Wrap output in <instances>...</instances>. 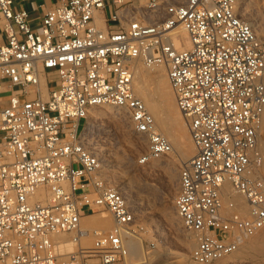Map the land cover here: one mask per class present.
Here are the masks:
<instances>
[{"label":"built area","instance_id":"1","mask_svg":"<svg viewBox=\"0 0 264 264\" xmlns=\"http://www.w3.org/2000/svg\"><path fill=\"white\" fill-rule=\"evenodd\" d=\"M15 1L0 0V264H129L135 210L87 128L108 106L147 141L138 164L173 152L134 93L137 63L164 70L194 145L173 199L191 260L217 262L264 228V38L241 0H110L109 27L107 0H59L38 25ZM101 211L109 231L82 225Z\"/></svg>","mask_w":264,"mask_h":264},{"label":"rangeland","instance_id":"2","mask_svg":"<svg viewBox=\"0 0 264 264\" xmlns=\"http://www.w3.org/2000/svg\"><path fill=\"white\" fill-rule=\"evenodd\" d=\"M241 2L242 5L245 6L247 20L252 27H254L253 30L255 29V33L257 32L256 35L260 38H264V0H258V2L255 0H241ZM16 3H19V0H17ZM39 23L40 21H37L34 25H38ZM97 23L98 25H101L100 22ZM137 82V79H134L133 87L136 96L143 101L149 100L152 105L151 108L153 107L152 110H157L159 107V101L156 96L148 94L147 91L140 92L137 88ZM49 85L51 90H55L58 87L56 84V76L53 73L49 74ZM172 106L175 113L173 118L174 122L172 121V123L171 121L166 120L164 115H162L161 118L164 119L165 123L168 121L166 124L169 128H173V126L176 125L175 123L178 122L179 124H183L187 130L183 118L176 107L173 95ZM103 108L105 107L94 108V110L89 113L87 133L90 145L95 149L101 159L106 158V162L101 164V173L107 177L112 184L127 183L125 191L129 194L131 200H133L132 205L135 210L136 222L138 225V238L140 239V245L145 261L147 263L148 261L149 263L158 262L161 259L159 255L167 251V249L172 252L181 251V249H183V246L181 245L182 241L188 240L191 243V248L188 250L186 256L187 259L185 258L183 264H196L190 258L191 251L194 247V239L184 229L175 210H172V208L170 209L171 206L174 209L173 199L178 190L177 183L180 166L175 163L174 170L177 175L175 174L176 176L173 179L167 175L162 167L155 166L159 160H172L175 156L174 149L171 153V155L174 156L172 157L169 155L171 158L167 156L158 159L157 161L155 160L156 163H154L155 161H151L146 165L138 164V159H140L148 150L147 141L133 132L127 117H125L127 120L125 122V119L121 117L111 118L107 114V116L105 114L103 115ZM159 127L161 126H158V128ZM262 131L259 137V151L264 160V122ZM171 139L174 140L173 137H171ZM112 164L114 165L113 167L110 166ZM176 167H179L178 170ZM74 168L79 169V166L75 165ZM262 171H264V165ZM114 176H117L118 179ZM169 212L180 220L179 227L170 224V220H167L168 218L166 215H168ZM102 220L108 221V223H110V228L113 227V220L107 211L96 213L92 215L91 218L81 221V223L83 226L86 225V223L87 225L89 223L91 224L90 227H93L92 225ZM263 231L264 228L259 232L262 234ZM259 232L257 235L253 236V238L251 237L247 239L236 252L228 256L233 263L262 264V258L258 257L253 251L246 249L248 244L256 242L255 238L260 235ZM248 254L254 258H251ZM217 262L212 264H217ZM129 263L137 264L138 260H130L129 256Z\"/></svg>","mask_w":264,"mask_h":264},{"label":"bare ground","instance_id":"3","mask_svg":"<svg viewBox=\"0 0 264 264\" xmlns=\"http://www.w3.org/2000/svg\"><path fill=\"white\" fill-rule=\"evenodd\" d=\"M255 1L258 2V0H255ZM243 9L245 10V6L244 5H243ZM98 20L101 21V18L99 17ZM178 34H179L180 37L186 39V32H185V30L182 27H180L178 29ZM256 34H257V32H256ZM134 71H135L134 79H137V81H138L137 82L138 90H140V92L147 91L148 94L155 95L156 98L159 101L158 109L157 110H152L153 107L151 108L152 105L150 104V101L149 100L143 101L141 99L145 103L146 107L148 108V110L150 111L152 116L154 117L158 131L164 137L167 138V140L170 142V144L172 146V149H174V153H175V156L173 155L174 157L170 154L173 157L172 160L168 159V160L164 161V159H162V161L159 160L157 163H156L157 160L155 162L154 161L153 162L156 163L155 166L162 167L166 171L167 175L171 179H173L177 175V173L174 170L175 163L178 164V166H181L184 163H186L191 158L192 154H194V151H195L194 145L192 143V140H191V138L189 136L188 131L186 130V128L184 127L183 124H179L177 122V123H175L176 125L173 126V128H169L167 126V124H166L168 121H166V123H165L164 119L161 118V116L164 115L166 120L174 122L173 118L175 116V113H174V110H173V106H172V95H173V93H172V91L170 89L169 82H168V79L166 77V74H165L164 70L162 68H158V67H156V68H148V67L144 66L142 63H137L135 65V67H134ZM134 79H133V82H134ZM134 93H135V91H134ZM173 97H174V95H173ZM102 112H103V115L107 114L111 118L112 117H121V118L125 119V122L127 121L126 118H125L126 117L125 115H123L118 110L113 109L111 107L106 106L105 108H103ZM102 112H101V114H102ZM121 121H122V119H121ZM158 126H161V127H159L160 129L158 128ZM262 128H263V126H262ZM261 131H262V129H261ZM171 137H173L174 140H172ZM88 138H89V136H88ZM91 144H92V142H91ZM105 159H101L102 163L106 162ZM113 161H114V159H113ZM103 165H102V167H103ZM110 166L113 167L114 165L112 164ZM152 166H153V164H152ZM118 167H120V166H118ZM118 167H117V169H118ZM178 168H177V170H178ZM117 169H114V170H117ZM112 177H113V175H112ZM262 177L264 179V171H262ZM115 178H117V176ZM127 181L130 182L129 180H127ZM115 185L118 186V187L120 186V189L123 191V193L127 197L129 203L132 204L133 200H131L129 194H127L126 191H125V188H127V186H126L127 183H119V184H115ZM235 201L238 204L243 206L241 198L236 197ZM171 208H172V210H174L172 206L170 207V209ZM166 216L168 218L167 220H170V222H171L170 224H172V225L174 224V225H177L179 227V225H180L179 221L180 220H178L171 212H169L168 215H166ZM88 218H91V217L83 218L82 221L85 220V219H88ZM84 226L85 227L88 226L87 228L99 229V230H102V231H109L111 229L110 228V223H108V221H106V220H102V221H100L98 223H95L94 225H92L93 227H90L91 224H89V223H88V225L86 223V225H84ZM255 239H256V242L253 243V244L252 243L248 244L246 246L247 247L246 249L253 251L258 257L262 258L263 259L262 260V264H264V231L262 232V234L260 233V235L256 236ZM181 245L183 246L182 247L183 249H181V251L172 252V251H168V249L165 252L161 251L163 253L161 255H159L161 259L158 262L149 263V261H148V263H147L145 261V257L143 255V251H142V248H141V245H140V239L138 237H130L126 241V246H127V249H128L130 260H138L137 264H183L187 254H188L187 252L191 248V243L188 240H184V241H182ZM70 249L71 248H69V250ZM248 255L250 256V254H248ZM129 256H128V260H127L128 263H129ZM250 257L252 258L253 256H250ZM217 264H249V263H239V262L238 263H233L231 261L230 257H226V258H223V259L219 260V262H217Z\"/></svg>","mask_w":264,"mask_h":264},{"label":"crops","instance_id":"4","mask_svg":"<svg viewBox=\"0 0 264 264\" xmlns=\"http://www.w3.org/2000/svg\"><path fill=\"white\" fill-rule=\"evenodd\" d=\"M17 1V0H16ZM15 4L26 9L30 15V19L33 23L40 21L45 12L52 8L59 0H31V1H20ZM114 13V6L110 0L106 1L105 8L98 15L105 21L107 27L112 26L114 22L111 17Z\"/></svg>","mask_w":264,"mask_h":264}]
</instances>
